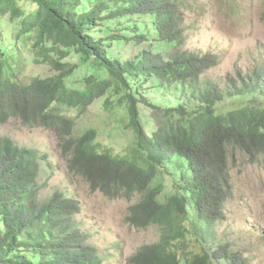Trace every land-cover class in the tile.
<instances>
[{
    "label": "trees",
    "instance_id": "1",
    "mask_svg": "<svg viewBox=\"0 0 264 264\" xmlns=\"http://www.w3.org/2000/svg\"><path fill=\"white\" fill-rule=\"evenodd\" d=\"M185 3L0 0V26L10 22V32L0 28V124L18 116L56 130L69 174L94 192L138 195L129 222L157 228L160 238L130 264H248L229 252V241L218 242L217 225L232 188L229 158L242 152L264 162V67L238 70L230 87L203 79L219 55L183 47ZM154 39L159 49L139 58L111 53ZM30 64L54 74L30 72ZM148 82L158 90L189 87L188 97L156 102L144 93ZM99 100L117 131L132 134L131 146L101 140L92 125L78 130L71 111L83 115ZM114 132L110 140L118 139ZM44 160L0 136V264L107 262V253L86 244L79 201L61 188L42 194L53 173Z\"/></svg>",
    "mask_w": 264,
    "mask_h": 264
},
{
    "label": "rangeland",
    "instance_id": "2",
    "mask_svg": "<svg viewBox=\"0 0 264 264\" xmlns=\"http://www.w3.org/2000/svg\"><path fill=\"white\" fill-rule=\"evenodd\" d=\"M187 2L183 23V35L187 39L183 47L200 54L219 55V63L205 71L203 79L230 87L228 78L237 79L238 70L245 74L264 67V0ZM145 20V27L148 28V18ZM9 24V21L3 22L0 28L10 32ZM98 35L103 37L101 32ZM128 43L126 48L119 46L113 48L111 53L124 54L125 58L131 59L140 57L147 49H159V42L155 39L137 46ZM19 46H22L21 43ZM24 50L27 55V48ZM77 59L74 57V63H77ZM27 68L30 72L43 70L44 76L54 74L51 71L53 68L45 65L30 64ZM262 81L264 85V77ZM188 88L175 86L170 90H158L150 88L148 82L144 93L147 98L163 104L173 95L174 104L177 105L179 99L188 97ZM101 102L96 101L83 115L71 111L78 130L92 125L99 129L101 140H108L116 148L131 146L132 134L128 136V133L117 131V127H121L120 123L102 108ZM108 131H115L113 135L118 134V139L110 140ZM58 134L56 130L39 124L28 126L18 116L0 124V136L11 137L19 146L39 151L45 158L44 168H47L48 163L52 164L51 177L47 179L46 174L43 178L46 189L42 194L48 195L61 188L79 201L81 208L77 217L82 221L83 232L88 233L86 244L96 246L103 256L107 253V262L103 264H130L129 258L141 246L159 241V230L155 227L139 229L129 222L128 216L138 195L129 201L125 196L114 197L100 191L94 192L85 178L69 174ZM229 163L234 196L223 207L224 216L217 225V240L219 243L229 241V252L243 255L248 264H264V162L262 159L253 162L248 155L237 152L235 157L229 158Z\"/></svg>",
    "mask_w": 264,
    "mask_h": 264
},
{
    "label": "clouds",
    "instance_id": "3",
    "mask_svg": "<svg viewBox=\"0 0 264 264\" xmlns=\"http://www.w3.org/2000/svg\"><path fill=\"white\" fill-rule=\"evenodd\" d=\"M233 184H232V188H231V192H230V194H229V196H228V200H230L231 198H233V196H234V194H233ZM116 196H121V195H114V197H116ZM222 219V218H221ZM220 219V220H221ZM220 220L218 221V224L220 223Z\"/></svg>",
    "mask_w": 264,
    "mask_h": 264
}]
</instances>
